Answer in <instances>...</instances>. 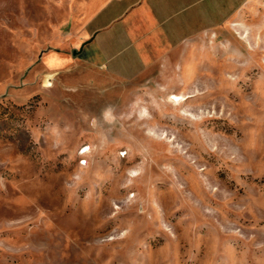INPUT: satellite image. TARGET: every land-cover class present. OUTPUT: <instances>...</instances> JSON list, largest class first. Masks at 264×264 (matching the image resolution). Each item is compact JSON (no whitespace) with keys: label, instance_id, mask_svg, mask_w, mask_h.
<instances>
[{"label":"rangeland","instance_id":"rangeland-1","mask_svg":"<svg viewBox=\"0 0 264 264\" xmlns=\"http://www.w3.org/2000/svg\"><path fill=\"white\" fill-rule=\"evenodd\" d=\"M89 2L0 0V264H264V0L135 80Z\"/></svg>","mask_w":264,"mask_h":264},{"label":"crops","instance_id":"crops-1","mask_svg":"<svg viewBox=\"0 0 264 264\" xmlns=\"http://www.w3.org/2000/svg\"><path fill=\"white\" fill-rule=\"evenodd\" d=\"M254 1L90 0L88 22L72 44L73 58L52 52L45 64L58 71L76 59L117 79L135 80L219 30Z\"/></svg>","mask_w":264,"mask_h":264},{"label":"bare ground","instance_id":"bare-ground-1","mask_svg":"<svg viewBox=\"0 0 264 264\" xmlns=\"http://www.w3.org/2000/svg\"><path fill=\"white\" fill-rule=\"evenodd\" d=\"M172 99H173L176 103H179V102H181L182 100H184L183 97H180V96H177V95H174V96L172 97ZM87 151H88V149L85 150L84 153H86Z\"/></svg>","mask_w":264,"mask_h":264}]
</instances>
